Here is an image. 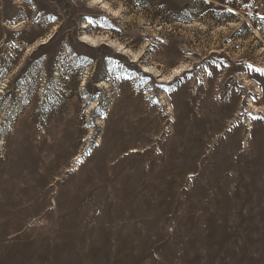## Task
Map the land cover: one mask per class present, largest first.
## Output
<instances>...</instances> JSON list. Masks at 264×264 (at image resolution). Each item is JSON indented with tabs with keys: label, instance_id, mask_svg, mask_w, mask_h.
<instances>
[{
	"label": "rangeland",
	"instance_id": "rangeland-1",
	"mask_svg": "<svg viewBox=\"0 0 264 264\" xmlns=\"http://www.w3.org/2000/svg\"><path fill=\"white\" fill-rule=\"evenodd\" d=\"M0 264H264V0H0Z\"/></svg>",
	"mask_w": 264,
	"mask_h": 264
}]
</instances>
